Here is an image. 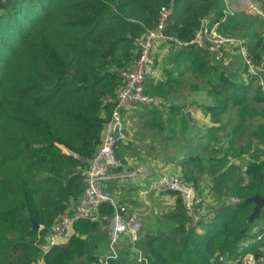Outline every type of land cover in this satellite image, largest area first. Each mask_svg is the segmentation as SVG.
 Wrapping results in <instances>:
<instances>
[{"label":"trees","instance_id":"obj_1","mask_svg":"<svg viewBox=\"0 0 264 264\" xmlns=\"http://www.w3.org/2000/svg\"><path fill=\"white\" fill-rule=\"evenodd\" d=\"M161 8L172 11L165 34L189 42L202 19L220 17L222 5L221 0H0V264H95L107 251V221H79L64 245L46 253L43 246L83 190L81 173L116 103L117 74L136 58L133 40L156 27ZM235 17L222 30H250L244 42L253 63L261 65L264 30L252 24L259 20L263 28L264 18ZM178 48L185 60L177 66L189 60L201 79L209 101L197 108L208 123L195 154L188 149L196 136L187 132L178 106L166 108L160 131H169L173 143L171 117L180 115L179 175L199 194L208 175L217 205L195 229L181 199L165 191L174 197L173 207L153 220L154 231L139 232L135 246L148 264H240L249 253L260 258L264 208L250 223L253 203L246 200L264 193V91L239 55L234 54V66L222 67L191 45ZM166 74L165 83L146 86L161 101L174 90L171 70ZM227 195L239 202H227ZM99 212L111 218L115 209L107 204ZM118 254L111 264H144L126 239Z\"/></svg>","mask_w":264,"mask_h":264},{"label":"built area","instance_id":"obj_2","mask_svg":"<svg viewBox=\"0 0 264 264\" xmlns=\"http://www.w3.org/2000/svg\"><path fill=\"white\" fill-rule=\"evenodd\" d=\"M263 0H221V15H209L201 20L198 30L189 42H183L165 34L170 8H161L159 21L153 29H146L144 33L133 40L137 56L131 65L118 72L121 83L116 92V103L109 120L104 124L100 144L94 156L87 161V166L81 173L84 185L82 192L77 196L69 209L55 221L49 231L44 253L48 249L64 245L73 235V225L79 221H107L110 227V238L107 251L101 255L95 264H111L118 258V247L125 239L130 244V251L135 253L137 262L148 264L147 259L135 246L139 225L133 218H125L124 207H117L114 199L104 190L103 183L112 177L119 180H133L139 182L138 171H118L124 168V162L116 155L118 145L128 140L126 116L133 109L148 107L160 108L162 101L146 92L147 84L164 83L166 75L161 69L156 56L157 47L161 44L167 47L193 46L204 52L214 54L221 59L226 52L237 54L248 67V71L257 78L258 86L264 91V62L255 65L252 61L250 49L245 42L231 33L222 30L227 19L234 15V7L246 11L258 12ZM257 14H261L258 12ZM118 171V172H116ZM154 191H167L181 199L182 205L190 219L192 228L206 217L207 207L203 197L190 184H187L179 174H165L151 179L141 190L142 200L146 202L148 194ZM227 202L236 204L237 197L228 195ZM111 205L115 213L111 218L100 215L103 205ZM117 209L120 214L117 213ZM260 251L264 255V244ZM222 257H220V260ZM41 260L38 262L40 264ZM240 264H264V256L257 258L249 253L239 259Z\"/></svg>","mask_w":264,"mask_h":264},{"label":"crops","instance_id":"obj_3","mask_svg":"<svg viewBox=\"0 0 264 264\" xmlns=\"http://www.w3.org/2000/svg\"><path fill=\"white\" fill-rule=\"evenodd\" d=\"M169 48L164 46L163 44L157 47L156 56L159 60L160 66L162 68V60L165 57V54L169 52ZM170 53V52H169ZM228 62L234 60L236 57L234 54L228 53ZM234 66V64H232ZM163 70V69H162ZM177 72L171 71L170 77L176 76ZM167 75V74H166ZM184 75L181 76L179 80V84L174 83L172 84L173 89L179 91L180 94L178 95H171L166 96L168 101H162L160 108H157L160 113H155L153 116H149L148 112H142L137 109H133L131 113L126 116L127 123L130 124L131 117H136L138 115L141 118H144L146 122H150V128L153 130L160 131L165 122L166 113L169 107L178 106L180 113L186 114L187 112L190 113L191 120L186 119L189 124L188 133L198 137H201L206 132V126L208 123L207 117L203 115V113L197 108L198 104L205 103L209 99H207L206 93L203 97L202 101L198 100V95L193 94L190 89H184ZM165 83V82H164ZM167 108V110H166ZM153 113V112H152ZM163 114L164 118H161L160 115ZM153 117L154 119H151ZM172 121L173 130L176 131L175 140H180V115L175 114ZM166 130H169L167 128ZM162 137L155 136L149 138L146 136L144 138H140L139 136H135V139L131 138L128 139L125 143L120 144L116 148V155L118 158L122 159L124 162V168L118 171H138L139 172V182H135L133 180H119L116 177H112L111 179L107 180L103 183L104 190L114 199L117 207H124L125 213L123 216L125 218H133L135 222L139 225V230L137 232V239L138 234L142 230V234H146L145 231L152 232L154 231V223L156 217H161L164 213L173 207L174 197L170 194H167L165 191H154L148 194L146 198V202L142 200L141 190L143 189L144 185H147L148 182L156 178L160 175L165 174H179V168L177 166V161L182 158L181 155L184 152H180V154L174 158L170 155L165 153L166 140L170 141L169 139V131H161ZM132 135V134H131ZM151 135H153L151 133ZM144 139V141L142 140ZM151 141H154L152 144ZM192 142V147L189 148V152L195 154L198 150V144L193 145V138L190 139ZM197 141V140H196ZM171 142V141H170ZM147 149L143 145H146ZM169 144V143H168ZM164 151V152H163ZM116 171V172H118ZM203 197H205L203 195ZM215 199V198H214ZM213 199V200H214ZM207 206V213L210 209ZM212 210V209H211ZM130 246V244H129Z\"/></svg>","mask_w":264,"mask_h":264},{"label":"rangeland","instance_id":"obj_4","mask_svg":"<svg viewBox=\"0 0 264 264\" xmlns=\"http://www.w3.org/2000/svg\"><path fill=\"white\" fill-rule=\"evenodd\" d=\"M235 11L233 14H235L238 20H250V19H254L256 17V15H258V12H261V14L259 16L264 18V12L262 10L258 11V12H254V11H246L242 8H238V7H234ZM264 20V19H263ZM255 22L252 24V29H262V31L264 30V26L259 27V20H254ZM264 34V31H263ZM234 36H236L238 39L244 41L248 36H250V30L245 29L244 31H240V32H234L233 33ZM169 52H167L165 54V57L162 60V68L165 75H166V71L171 70V71H175L177 72L176 76L173 77V82L176 83L178 80L181 79V76L184 75L183 79H184V89H190V91H192V93L195 95H198V100L202 101L203 97H204V92L202 90V82L200 77L198 78L196 76L195 70H194V66L193 63H191L189 60H187L186 62V66L185 65H181V66H177L178 63H181L182 60H185V57H183L181 54H179V48L176 47H171L168 49ZM209 62L211 61V58L213 60V62H218L222 67H229V66H233V61H229L228 62V52H226L225 54H223V57L221 59L217 58L214 54L209 53ZM233 55V54H232ZM213 56V57H212ZM238 56V55H237ZM183 57V58H182ZM212 62V61H211ZM167 76V75H166ZM168 93L171 95H178L180 94L179 91L176 90H170L168 89ZM206 96V95H205ZM207 102V100H206ZM139 111L141 110L142 112H148L149 116H153L155 113H160V111H155L158 109H153V108H148V107H142L138 109ZM234 110V109H233ZM153 112V113H152ZM155 112V113H154ZM138 118L136 117H131L130 119V124L129 122L127 123V129H128V139L133 138L135 139V136H139L140 138H144L146 136H149V138L151 137H162V133L161 131L153 130V128H150L151 124L150 122H146L144 120V118L139 117L138 115H136ZM151 119H154L153 117H151ZM127 122V120H126ZM166 132V131H164ZM151 133L153 135H151ZM132 134V135H131ZM155 135V136H154ZM171 139H173L174 137L171 136ZM144 141V139H142ZM197 139L194 137L193 140V145L196 144ZM154 141L150 140V143H153ZM165 145H166V149H165V153H167V155H170L172 158L178 156L180 154V151L178 150L180 148V140H173L172 141H164ZM169 143V144H168ZM198 144V143H197ZM145 147V149H147V143L146 145H143ZM164 152V151H163ZM199 185L201 186L199 188V192L201 193L200 195L203 197V195L205 197H203V202L205 204V206L208 204V208L211 210L215 207V202H214V194L212 192L211 189V179L208 175H204L203 178L201 179ZM228 199V195L225 197V200L227 201ZM220 203V202H219ZM207 207V206H206ZM251 231H256V228H253ZM245 244L247 242H244ZM242 245H245V244Z\"/></svg>","mask_w":264,"mask_h":264},{"label":"water","instance_id":"obj_5","mask_svg":"<svg viewBox=\"0 0 264 264\" xmlns=\"http://www.w3.org/2000/svg\"><path fill=\"white\" fill-rule=\"evenodd\" d=\"M185 115L187 119L191 120V116L189 112H187ZM246 201L253 203L252 212L249 215V222L251 223L254 220L258 219L261 209L264 208V193L262 195L255 194L250 198H248ZM117 213L120 214L118 209H117ZM32 227L37 228L38 226L35 222H32Z\"/></svg>","mask_w":264,"mask_h":264}]
</instances>
